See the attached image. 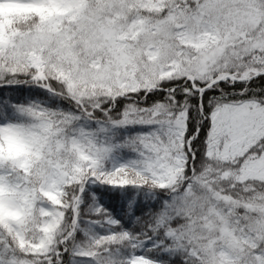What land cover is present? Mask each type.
Segmentation results:
<instances>
[{"label":"snow or ice","instance_id":"1","mask_svg":"<svg viewBox=\"0 0 264 264\" xmlns=\"http://www.w3.org/2000/svg\"><path fill=\"white\" fill-rule=\"evenodd\" d=\"M0 264H264V0H0Z\"/></svg>","mask_w":264,"mask_h":264}]
</instances>
